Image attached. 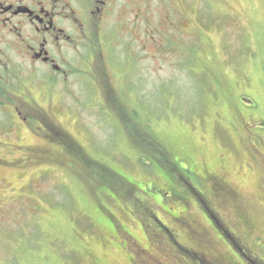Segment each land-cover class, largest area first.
Segmentation results:
<instances>
[{
  "label": "rangeland",
  "instance_id": "1",
  "mask_svg": "<svg viewBox=\"0 0 264 264\" xmlns=\"http://www.w3.org/2000/svg\"><path fill=\"white\" fill-rule=\"evenodd\" d=\"M150 34L0 111V264H264V0H154Z\"/></svg>",
  "mask_w": 264,
  "mask_h": 264
},
{
  "label": "flooded vegetation",
  "instance_id": "2",
  "mask_svg": "<svg viewBox=\"0 0 264 264\" xmlns=\"http://www.w3.org/2000/svg\"><path fill=\"white\" fill-rule=\"evenodd\" d=\"M152 1L0 0V111L26 124L49 115L37 102L42 94L79 99L73 77L94 78L96 65L109 64L108 47L119 64H140L153 39L160 48L153 36L163 33L151 38Z\"/></svg>",
  "mask_w": 264,
  "mask_h": 264
},
{
  "label": "trees",
  "instance_id": "3",
  "mask_svg": "<svg viewBox=\"0 0 264 264\" xmlns=\"http://www.w3.org/2000/svg\"><path fill=\"white\" fill-rule=\"evenodd\" d=\"M241 252H242V254H244L245 256H247L250 261L255 262V258L254 257H251L245 249H243Z\"/></svg>",
  "mask_w": 264,
  "mask_h": 264
}]
</instances>
